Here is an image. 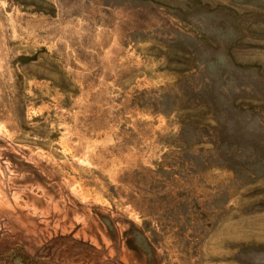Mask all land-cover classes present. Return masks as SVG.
<instances>
[{
    "label": "rangeland",
    "instance_id": "1",
    "mask_svg": "<svg viewBox=\"0 0 264 264\" xmlns=\"http://www.w3.org/2000/svg\"><path fill=\"white\" fill-rule=\"evenodd\" d=\"M0 264H264V0H0Z\"/></svg>",
    "mask_w": 264,
    "mask_h": 264
}]
</instances>
